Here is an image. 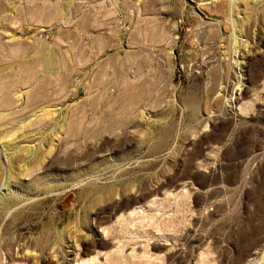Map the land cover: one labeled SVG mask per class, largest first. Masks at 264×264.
<instances>
[{"label":"rangeland","instance_id":"1","mask_svg":"<svg viewBox=\"0 0 264 264\" xmlns=\"http://www.w3.org/2000/svg\"><path fill=\"white\" fill-rule=\"evenodd\" d=\"M0 264H264V0H0Z\"/></svg>","mask_w":264,"mask_h":264}]
</instances>
